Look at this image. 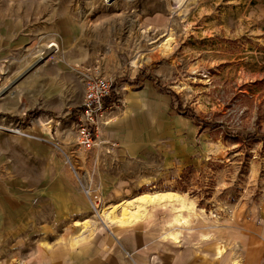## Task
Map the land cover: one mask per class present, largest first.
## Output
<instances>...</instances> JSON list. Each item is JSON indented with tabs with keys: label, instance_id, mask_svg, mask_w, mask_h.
Here are the masks:
<instances>
[{
	"label": "rangeland",
	"instance_id": "obj_1",
	"mask_svg": "<svg viewBox=\"0 0 264 264\" xmlns=\"http://www.w3.org/2000/svg\"><path fill=\"white\" fill-rule=\"evenodd\" d=\"M50 4L0 27V264H264V0ZM86 72L114 79L93 149L76 138ZM117 147L137 186L113 202L93 158ZM164 191L183 199L99 215Z\"/></svg>",
	"mask_w": 264,
	"mask_h": 264
},
{
	"label": "crops",
	"instance_id": "obj_2",
	"mask_svg": "<svg viewBox=\"0 0 264 264\" xmlns=\"http://www.w3.org/2000/svg\"><path fill=\"white\" fill-rule=\"evenodd\" d=\"M32 1L33 0H0V27H6L8 31H15L17 29L23 30L24 28L31 26L30 19L33 16V13H35V15H42L44 12H49V8H52L50 3L58 2V8L62 9V7L64 8V3L80 2V0H35L40 2V4L33 6L31 4ZM60 11H56L57 15L60 14ZM144 12L145 11L142 9L133 16L134 18L143 19ZM111 125L116 132H119L118 128L120 123H112ZM108 140L111 142L112 139L108 138L106 142H108ZM107 149L109 150V146ZM117 149L118 147L110 153L104 152L103 154L95 155L93 158L95 160L93 169L98 172V179L96 181L101 185L102 195L105 199L113 202L127 199L126 196L134 193L135 186H137V184L135 185L134 183L136 182L134 179L137 177V165L135 167H131L130 170L126 169L125 166L122 168L121 165H124L127 161L122 157V155H120V153H117ZM63 169L64 167L62 168V172H60L62 175L58 176L59 179L63 178V184L55 189L56 193H61V196L57 199L60 202H63L66 208L74 212L73 215H75L76 212H79L80 204L85 207L86 203L84 202L83 197L79 194L80 192L77 191L73 181L68 179L72 178L70 174ZM127 179L132 180L131 183L134 184L133 187L130 186L129 188L127 186ZM133 197L136 198V196ZM259 252H261V250ZM220 253L221 251H218V254ZM262 253H264V251Z\"/></svg>",
	"mask_w": 264,
	"mask_h": 264
},
{
	"label": "built area",
	"instance_id": "obj_3",
	"mask_svg": "<svg viewBox=\"0 0 264 264\" xmlns=\"http://www.w3.org/2000/svg\"><path fill=\"white\" fill-rule=\"evenodd\" d=\"M88 72L85 74L84 98L76 116L75 127L78 143L86 149H93L104 142L99 139V134L101 126L106 123V114L114 104L107 101L114 79Z\"/></svg>",
	"mask_w": 264,
	"mask_h": 264
},
{
	"label": "bare ground",
	"instance_id": "obj_4",
	"mask_svg": "<svg viewBox=\"0 0 264 264\" xmlns=\"http://www.w3.org/2000/svg\"><path fill=\"white\" fill-rule=\"evenodd\" d=\"M168 42H169V40H167L166 43H163L164 48L167 50L170 48V44ZM53 45H55V43H53L51 46H53ZM182 199H183L182 196H180L178 193L172 192V191L153 192V193L145 192V193L137 196L135 198V200H132V201H126L125 200L122 203H120L118 206H112V207L103 209L99 213V215L102 218H104L106 224H109V223H119L120 225L129 224L135 219V213H137L138 211L131 212L128 209V204L131 205V203H135L136 207L143 208V206H146L147 204L162 203L165 201L173 202V201H178V200H182ZM119 206H121L122 208L125 207V212H123L124 214L122 217L117 218L114 216V213H115L117 207H119ZM174 220H176L178 222H182V221L185 222L187 220V217L180 215L178 217H175ZM172 236L174 238H176L175 234H173Z\"/></svg>",
	"mask_w": 264,
	"mask_h": 264
},
{
	"label": "trees",
	"instance_id": "obj_5",
	"mask_svg": "<svg viewBox=\"0 0 264 264\" xmlns=\"http://www.w3.org/2000/svg\"><path fill=\"white\" fill-rule=\"evenodd\" d=\"M113 92H114V86H113ZM78 109V108H77ZM76 108L75 109H73V111L71 112V114H73V113H76L78 110H77ZM38 112V110H34V111H31L30 113L31 114H34V113H37ZM70 114V115H71Z\"/></svg>",
	"mask_w": 264,
	"mask_h": 264
}]
</instances>
